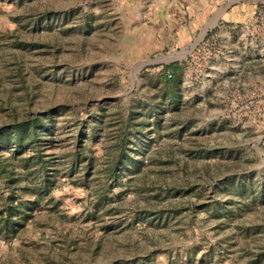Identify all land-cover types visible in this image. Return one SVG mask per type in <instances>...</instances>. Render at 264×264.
<instances>
[{"label":"rangeland","instance_id":"374dc122","mask_svg":"<svg viewBox=\"0 0 264 264\" xmlns=\"http://www.w3.org/2000/svg\"><path fill=\"white\" fill-rule=\"evenodd\" d=\"M0 264H264V0H0Z\"/></svg>","mask_w":264,"mask_h":264},{"label":"crops","instance_id":"0c3cea01","mask_svg":"<svg viewBox=\"0 0 264 264\" xmlns=\"http://www.w3.org/2000/svg\"><path fill=\"white\" fill-rule=\"evenodd\" d=\"M224 22L227 23V16L222 18ZM219 29L221 30V33H223V41H224V44H227L226 40H227V26H221L219 27ZM217 64H219V61H216Z\"/></svg>","mask_w":264,"mask_h":264},{"label":"built area","instance_id":"2783aa9c","mask_svg":"<svg viewBox=\"0 0 264 264\" xmlns=\"http://www.w3.org/2000/svg\"><path fill=\"white\" fill-rule=\"evenodd\" d=\"M166 77H167L168 79H170V78H171V74H170L169 72H167V73H166Z\"/></svg>","mask_w":264,"mask_h":264},{"label":"trees","instance_id":"16d2710c","mask_svg":"<svg viewBox=\"0 0 264 264\" xmlns=\"http://www.w3.org/2000/svg\"><path fill=\"white\" fill-rule=\"evenodd\" d=\"M166 75V74H165Z\"/></svg>","mask_w":264,"mask_h":264}]
</instances>
